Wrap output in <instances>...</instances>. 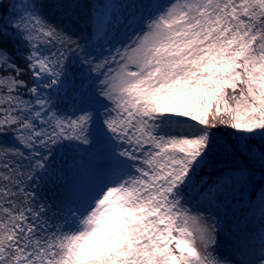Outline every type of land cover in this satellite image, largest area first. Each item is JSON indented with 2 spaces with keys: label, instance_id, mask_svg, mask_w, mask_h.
I'll return each instance as SVG.
<instances>
[{
  "label": "snow or ice",
  "instance_id": "obj_1",
  "mask_svg": "<svg viewBox=\"0 0 264 264\" xmlns=\"http://www.w3.org/2000/svg\"><path fill=\"white\" fill-rule=\"evenodd\" d=\"M70 7L0 0V264H264V212L225 251L198 199L264 209V0Z\"/></svg>",
  "mask_w": 264,
  "mask_h": 264
},
{
  "label": "rangeland",
  "instance_id": "obj_2",
  "mask_svg": "<svg viewBox=\"0 0 264 264\" xmlns=\"http://www.w3.org/2000/svg\"><path fill=\"white\" fill-rule=\"evenodd\" d=\"M143 2H147V0H131L129 2L124 0H104V5H114L115 10L121 15V18H123V15H128L137 10L134 5H139ZM160 2H163V0H160ZM120 6L125 8H122L123 12L117 9ZM101 8L102 7L96 5L92 0H83V2L71 12L57 14L56 11H54L53 13L58 21H63L65 27L72 29V31L80 32L82 35L86 36L89 27V17H95L97 11ZM99 167L100 162L97 160L94 150H86L83 153V159L80 161V167L69 176V180L71 181L75 179L82 182L93 180L96 178ZM54 190V185L49 182L47 186L41 187L40 195H43L45 198L50 197ZM222 199L223 196H218L211 201L200 198L203 202V208L207 210V214L219 221L221 249L226 251V241L231 238L233 232L229 227L231 217L226 211L230 204L227 201L222 202ZM262 212H264V209L260 207L259 200L256 198L253 203V212L243 228L247 227L251 231H258L260 228V217Z\"/></svg>",
  "mask_w": 264,
  "mask_h": 264
},
{
  "label": "trees",
  "instance_id": "obj_3",
  "mask_svg": "<svg viewBox=\"0 0 264 264\" xmlns=\"http://www.w3.org/2000/svg\"><path fill=\"white\" fill-rule=\"evenodd\" d=\"M96 5L102 7L104 5V0H92ZM131 1V0H125ZM25 0H17V3H23ZM83 0H71L72 7L69 8L68 12H71L75 7L79 6ZM124 9V7H122ZM120 9V8H119ZM122 11V9H120ZM11 12V10H9ZM56 11L57 13H64L63 9H52V12ZM229 131L221 130V132H217V136L226 140L229 138ZM234 138V137H233ZM208 171H211L209 169ZM251 194V189L249 192L244 194L243 198L241 197V193L239 190H236L234 193H227L223 195L222 202L227 201L230 206L227 208V213L231 217L229 222V227L233 233H235L238 228H243L245 224L248 222L250 215L253 212V203L256 200V197H253L249 200V196ZM200 199V198H198Z\"/></svg>",
  "mask_w": 264,
  "mask_h": 264
}]
</instances>
